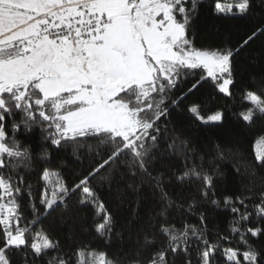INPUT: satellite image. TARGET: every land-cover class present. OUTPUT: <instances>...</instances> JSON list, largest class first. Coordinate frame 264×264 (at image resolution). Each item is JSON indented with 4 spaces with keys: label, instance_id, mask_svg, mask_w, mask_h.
Listing matches in <instances>:
<instances>
[{
    "label": "snow or ice",
    "instance_id": "obj_1",
    "mask_svg": "<svg viewBox=\"0 0 264 264\" xmlns=\"http://www.w3.org/2000/svg\"><path fill=\"white\" fill-rule=\"evenodd\" d=\"M198 5L199 0H0V264H15L9 255L13 249L21 252V259L28 264L24 248L37 257L47 255L49 250L57 251L47 264H119L107 251L87 245L72 254L62 253L59 241L47 233L32 235L27 224L20 226L25 192L37 217L30 223L39 222L37 198L32 196L31 184L25 185L20 170L32 171L37 162H51L52 153L43 146L46 142L61 150L65 145L91 139L109 151L78 182L68 185L60 171L62 163L55 169H41L44 187L38 199L46 214L59 208L69 210L71 196L79 192V204L92 205L100 220L95 226L97 234L110 241L114 218L90 183L92 180L99 176L110 186L117 176L123 178L121 168L134 178L147 177L141 184L151 181L159 190L160 202L166 206L158 215L165 220L175 204L166 183L174 181L183 186L195 180L200 185L201 200L190 201L188 210L198 204L216 208L223 204L237 217L231 228L240 238L237 247L221 249L219 241L210 243L205 237L206 227L185 223L177 228L165 223L159 230L166 244L153 254L149 264H168L169 251L173 255L183 251L187 256L190 235L203 244L199 264H215L217 251L228 264H264V251L245 239L246 234L264 235V227H237L253 215L257 221H264V191L255 197L258 203L251 205L250 212L245 200L252 197L216 198L217 181L223 176L219 170L208 174L195 165H185L183 171L173 172L170 178L164 173L154 176L149 170L154 169L159 151V122L169 116L170 106L178 105L187 95L169 99L186 79V72L206 70L208 77L219 81V90L231 95L237 53L231 48L194 46ZM255 6L254 0H215L214 10L218 15L235 17L250 13ZM259 30L264 34V28ZM251 39L249 36L244 44ZM244 99L251 103L240 113L244 121L264 117V93L247 91ZM187 110L204 123L224 120L220 111L201 115L199 105ZM36 128L41 134L40 151L35 154L38 160L34 146L17 138L18 133H31ZM189 144L177 138L167 147L173 152L192 151ZM163 155L167 158V150ZM256 161L264 167V136L257 141ZM199 219L203 224V212ZM221 239L227 241L228 237ZM145 243L153 245L155 238L146 236ZM184 264L192 261L187 259Z\"/></svg>",
    "mask_w": 264,
    "mask_h": 264
},
{
    "label": "trees",
    "instance_id": "obj_2",
    "mask_svg": "<svg viewBox=\"0 0 264 264\" xmlns=\"http://www.w3.org/2000/svg\"><path fill=\"white\" fill-rule=\"evenodd\" d=\"M214 3L215 0H199L198 15L194 21L196 29L194 46L200 49L231 48L237 53L233 59L234 83L229 88L231 95L222 93L218 87L219 81L208 77L206 70L186 72L184 74L186 79L170 94L169 99H176L184 93L187 95L178 105L170 106L169 116L159 122L161 127L157 145L159 151L156 153L154 169L149 170L154 176L164 173L167 178H170L173 172L183 171L185 165L189 168L195 165L198 170L202 168L208 174L219 170L223 176L217 181L216 198L252 197L245 200L251 212V205L258 203L255 197L264 191V167L259 166V162L256 161L255 150L256 140L264 136V117L247 122L242 119L240 113L251 107V103L244 99L247 91L264 93V34L259 30L264 28V6H261V0H254L256 6L250 13L232 17L218 15L214 10ZM253 32L256 33L255 36ZM249 36H252V39L245 45L244 41ZM197 81H199L197 87L188 92ZM194 104L200 106V114L205 117L216 111L223 112L224 120L210 123L199 121L187 110ZM40 135L39 129L36 128L31 133H18L17 138L24 144L34 146L35 157L41 147ZM177 138L188 140L192 151L185 149L173 152L169 149L167 146ZM43 146L48 147L52 153L51 162H37L33 165L32 171L20 170L25 185L31 184L32 196L37 198L35 204L39 222L35 225L30 223L37 217L30 207V197L25 192L21 200L24 218L20 226L27 224L32 235L38 231L47 233L59 241L62 253L72 254L78 248L87 245L90 249L107 251L119 264H133L134 261L149 264L153 254L166 244V237L159 230L165 223L175 225L177 228H182L185 223L196 225L198 228L206 227L205 237L210 243L219 241L221 249L237 247L239 235L231 231L233 221L237 217L223 204L219 208L209 204H198L191 211L188 210L190 201L201 200L200 185L195 180L183 186L174 181L166 183V190L175 201L166 220L158 215L161 208L166 206L160 202L159 190L151 181L141 184V180H148L147 177L134 178L121 168L123 178L117 176L110 186L102 183L99 176L92 180L90 183L114 218V235L110 241L97 234L95 226L100 220L95 216L92 205L79 204V192L71 196L69 210L59 208L50 215L46 214L38 199L44 187L41 169H55L62 163L60 169L62 177L71 186L78 182L79 177L87 174L88 169L98 163L109 149H105L94 139L81 141L79 145L68 144L61 150L47 142ZM166 150L167 158L163 155ZM35 158L38 160V157ZM16 178L18 177H14ZM241 211L243 212L242 208ZM201 212L205 214L203 224L199 219ZM237 227H264V221H257L253 215L250 221ZM146 236L149 239L155 238V244H146ZM221 237H228V240H222ZM245 239L257 250L264 251V235L254 237L246 234ZM202 248V242L190 235L188 255L186 256L183 251L173 255L169 251L168 264H172L173 260L175 264H184L187 259H190L192 264H199L198 253ZM240 250L245 249L241 247ZM23 251L28 255V264H47L51 257L58 254L57 251L49 250L47 255L37 257L29 248H24ZM9 255L15 264H24L21 252L13 249ZM214 260L215 264H228L221 251H217Z\"/></svg>",
    "mask_w": 264,
    "mask_h": 264
},
{
    "label": "rangeland",
    "instance_id": "obj_3",
    "mask_svg": "<svg viewBox=\"0 0 264 264\" xmlns=\"http://www.w3.org/2000/svg\"><path fill=\"white\" fill-rule=\"evenodd\" d=\"M206 72H207V71H206ZM214 113H215V112H214ZM211 114H213V113H211ZM211 114H210V115H211ZM208 123H210V122H208ZM259 139H260V138H259ZM259 139H257V140H256V143H255V150H256V152H257V141H258Z\"/></svg>",
    "mask_w": 264,
    "mask_h": 264
}]
</instances>
